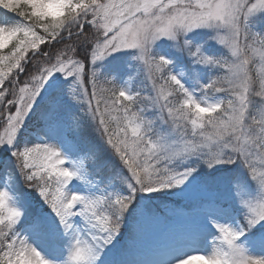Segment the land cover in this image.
I'll return each instance as SVG.
<instances>
[{
    "label": "snow or ice",
    "instance_id": "1",
    "mask_svg": "<svg viewBox=\"0 0 264 264\" xmlns=\"http://www.w3.org/2000/svg\"><path fill=\"white\" fill-rule=\"evenodd\" d=\"M0 10V264H264V0Z\"/></svg>",
    "mask_w": 264,
    "mask_h": 264
},
{
    "label": "rangeland",
    "instance_id": "2",
    "mask_svg": "<svg viewBox=\"0 0 264 264\" xmlns=\"http://www.w3.org/2000/svg\"><path fill=\"white\" fill-rule=\"evenodd\" d=\"M0 14H2V10H0ZM28 139L29 141L31 140H34L35 137L33 136H28ZM10 156V153H3L2 155H0V159L2 160H8V157ZM12 167L13 165L11 163H9L8 165V170L11 171L12 170ZM7 179L2 172H0V181H3ZM74 184L77 183L76 181L73 182ZM71 186V185H70ZM154 195H158V194H154ZM162 201L164 202H169V203H180L179 200H172V201H168L166 200V198L164 197H159L157 199H155L153 201L154 204L156 205H160L162 203ZM127 238H128V233L127 231H125V235L123 237V241L124 242H127ZM159 242V243H158ZM148 244H151V245H164L166 246L167 244V240L164 236H162L158 231H149L146 236H144L141 241L138 242V245L136 246V249L135 251L138 252V254H143L146 252V250H148ZM198 250H204V246L203 245H200V246H197ZM191 249H193L191 247ZM154 258V257H153Z\"/></svg>",
    "mask_w": 264,
    "mask_h": 264
},
{
    "label": "bare ground",
    "instance_id": "3",
    "mask_svg": "<svg viewBox=\"0 0 264 264\" xmlns=\"http://www.w3.org/2000/svg\"><path fill=\"white\" fill-rule=\"evenodd\" d=\"M148 246H149L148 247V250H146V252L142 254V256H143L144 259H153L155 251L158 250V249H160V248L165 247L164 245H155L154 246V245H151V244H148ZM192 250L193 249H191V246H182V247L178 248L176 250V253H174V254L175 255H183L186 252H190ZM196 250H198V248Z\"/></svg>",
    "mask_w": 264,
    "mask_h": 264
}]
</instances>
